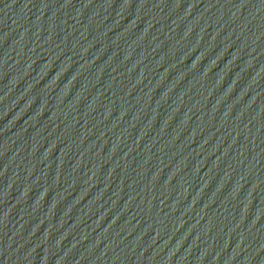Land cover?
<instances>
[{"label":"water","instance_id":"95a60500","mask_svg":"<svg viewBox=\"0 0 264 264\" xmlns=\"http://www.w3.org/2000/svg\"><path fill=\"white\" fill-rule=\"evenodd\" d=\"M0 264H264V0H0Z\"/></svg>","mask_w":264,"mask_h":264}]
</instances>
